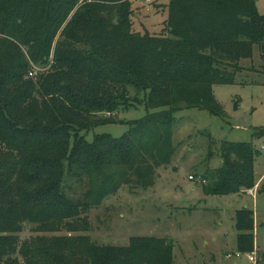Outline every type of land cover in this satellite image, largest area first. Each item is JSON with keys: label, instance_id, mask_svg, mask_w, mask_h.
<instances>
[{"label": "trees", "instance_id": "16d2710c", "mask_svg": "<svg viewBox=\"0 0 264 264\" xmlns=\"http://www.w3.org/2000/svg\"><path fill=\"white\" fill-rule=\"evenodd\" d=\"M134 1L0 0V264H174L166 238L93 242L89 211L124 186L154 185L176 154V112L226 117L214 87L235 83L256 46L264 59V15L256 0H170L162 33L141 35ZM131 90L147 116L89 142L133 106ZM211 146L221 165L199 177L208 195L257 186L250 144ZM26 224L38 235L22 241ZM254 224L237 212L242 253L255 252Z\"/></svg>", "mask_w": 264, "mask_h": 264}, {"label": "rangeland", "instance_id": "374dc122", "mask_svg": "<svg viewBox=\"0 0 264 264\" xmlns=\"http://www.w3.org/2000/svg\"><path fill=\"white\" fill-rule=\"evenodd\" d=\"M169 1L135 0L133 31L161 34ZM256 4L259 14L264 15V0H256ZM241 66L235 83L214 87L226 117L195 108L176 112V154L171 165L158 170L151 188L124 186L92 208L88 215L90 229L83 234L101 246L117 247L128 246L133 237L166 238L175 246L174 264H264V134L256 136L264 131V59L259 47H255L253 59L244 60ZM131 96L136 100L133 106L115 111L114 122L94 127L84 133L85 138L93 142L95 136L108 134L119 139L129 131L131 121L144 119L145 94L131 90ZM98 117L105 118V114ZM211 140L253 147L257 152V188L228 195L205 192L198 178L221 165L218 153L209 159L210 150L217 151ZM190 176L196 179L190 180ZM245 209L254 212V253L239 251L236 214ZM33 228L26 224L20 239L38 235ZM66 234L63 231L50 236ZM251 256L256 262L250 260Z\"/></svg>", "mask_w": 264, "mask_h": 264}, {"label": "built area", "instance_id": "2783aa9c", "mask_svg": "<svg viewBox=\"0 0 264 264\" xmlns=\"http://www.w3.org/2000/svg\"><path fill=\"white\" fill-rule=\"evenodd\" d=\"M30 76L33 77L34 76V73L33 72L30 73ZM263 148H264V146H263ZM190 180H193L194 181L195 178L193 176H190ZM198 181L201 182V183H205V181L201 180L200 178L198 179ZM250 260L254 262V261H256V258L254 256H251L250 257Z\"/></svg>", "mask_w": 264, "mask_h": 264}, {"label": "crops", "instance_id": "0c3cea01", "mask_svg": "<svg viewBox=\"0 0 264 264\" xmlns=\"http://www.w3.org/2000/svg\"><path fill=\"white\" fill-rule=\"evenodd\" d=\"M257 188V187H256ZM251 195H254V193L251 192ZM256 262V261H255Z\"/></svg>", "mask_w": 264, "mask_h": 264}]
</instances>
